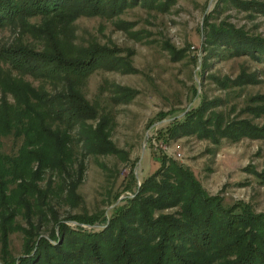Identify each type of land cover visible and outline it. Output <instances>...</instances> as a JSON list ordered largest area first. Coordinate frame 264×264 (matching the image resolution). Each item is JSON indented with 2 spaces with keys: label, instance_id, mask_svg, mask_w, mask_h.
Returning a JSON list of instances; mask_svg holds the SVG:
<instances>
[{
  "label": "trees",
  "instance_id": "obj_1",
  "mask_svg": "<svg viewBox=\"0 0 264 264\" xmlns=\"http://www.w3.org/2000/svg\"><path fill=\"white\" fill-rule=\"evenodd\" d=\"M76 2L0 0V30L20 34L13 44L0 45V137L21 141L15 155L0 154V264H264V219L245 205L225 209L207 198L193 174L175 162L146 178L109 218L60 217L57 202L71 207L78 198L86 157L115 151L109 116L82 93L109 53L73 45L72 23L98 15L100 0ZM36 18L38 25L29 24ZM213 34L234 53L264 58V39L224 26ZM205 123L190 113L180 124L191 130ZM172 208L173 214L161 213ZM46 225L48 236L39 232ZM16 230L24 235L25 251L9 261V236Z\"/></svg>",
  "mask_w": 264,
  "mask_h": 264
},
{
  "label": "rangeland",
  "instance_id": "obj_2",
  "mask_svg": "<svg viewBox=\"0 0 264 264\" xmlns=\"http://www.w3.org/2000/svg\"><path fill=\"white\" fill-rule=\"evenodd\" d=\"M99 9L72 23L73 45L109 53L82 93L109 116L115 151L86 157L78 198L71 207L57 202L60 217L109 218L170 161L191 172L205 196L223 208L245 205L264 219V58L213 40L222 26L264 39V0H100ZM28 22L38 25L39 19ZM17 32L0 30V45L13 44ZM190 113L206 123L185 129L180 123ZM20 145L12 135L2 136L0 154L15 155ZM15 221L26 227L21 218ZM49 229L39 232L48 236ZM25 246L23 233L12 232L8 260L21 257Z\"/></svg>",
  "mask_w": 264,
  "mask_h": 264
},
{
  "label": "water",
  "instance_id": "obj_3",
  "mask_svg": "<svg viewBox=\"0 0 264 264\" xmlns=\"http://www.w3.org/2000/svg\"><path fill=\"white\" fill-rule=\"evenodd\" d=\"M73 225H75V224L73 223Z\"/></svg>",
  "mask_w": 264,
  "mask_h": 264
}]
</instances>
